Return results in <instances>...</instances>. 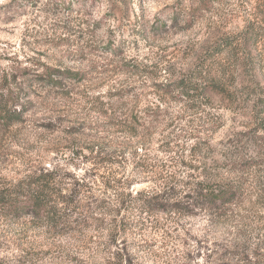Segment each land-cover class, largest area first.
I'll list each match as a JSON object with an SVG mask.
<instances>
[{
  "label": "rangeland",
  "instance_id": "374dc122",
  "mask_svg": "<svg viewBox=\"0 0 264 264\" xmlns=\"http://www.w3.org/2000/svg\"><path fill=\"white\" fill-rule=\"evenodd\" d=\"M193 1L0 0V98L11 114L0 121V188L45 168L82 204L97 201L85 227L59 228V237L29 217H0V264H18L22 245L31 263L105 264L103 248L88 250L86 239L107 242L114 225L123 231L118 264H264V113L255 105L264 76L237 77L230 99L210 92L205 113L164 94L216 39L237 37L257 2L216 0L213 15L186 30L173 15ZM79 20L81 38L61 35L60 23ZM131 117L144 125L138 138L117 127ZM123 142L126 157L109 156ZM172 175L165 194L187 191L181 179L202 181L226 186L233 202L212 216L192 207L186 216L125 212L129 194L160 195ZM129 221L138 228L126 232Z\"/></svg>",
  "mask_w": 264,
  "mask_h": 264
},
{
  "label": "trees",
  "instance_id": "16d2710c",
  "mask_svg": "<svg viewBox=\"0 0 264 264\" xmlns=\"http://www.w3.org/2000/svg\"><path fill=\"white\" fill-rule=\"evenodd\" d=\"M214 1L216 0H194L188 6L183 5L181 9L175 12L173 19L177 24L183 23L186 30L193 29L203 23L210 15H213ZM256 2L258 12L254 15L250 14V17L246 19L245 29L237 37L216 39L199 58V64L191 71L190 78L175 82L176 88L169 93L165 92V95L176 96L174 100L184 104L183 106L187 111L205 113L204 109H206L210 92H215L219 96L230 99V96H232L230 88L236 85L237 77L250 75L251 79H257L259 75L264 76V0H256ZM60 24L59 29L62 31V36H75L77 39L81 38L79 36H82L85 32L83 20ZM77 34L80 35L76 36ZM8 103L0 98V121L11 119ZM255 105L259 113H264V97H258ZM203 107L205 108L203 109ZM133 119L131 117L129 123L125 121L117 125L121 129L119 132L129 139L138 138L140 134L134 131L140 127L144 128L143 124L133 126ZM200 120L204 122L208 120L209 122L208 117ZM142 135L148 136L144 131ZM92 144L93 147L90 151L94 152L97 146H94V143ZM122 144L119 155L109 156L125 158V154L129 151V143L123 142ZM131 156L135 157V155ZM96 157L98 158V155ZM101 163L112 164L115 161L112 159L102 160ZM56 178L57 174L44 168L29 173L12 188H0V217L10 219V222L14 223L19 222L22 218L29 217L34 228L49 230L54 237L67 234L61 231L56 232L57 229L71 227L72 225L76 227L69 234L78 233L76 231L77 227H85V222L91 219L84 213H90V206L97 201H94L93 197H89L94 202L82 204L80 200L74 198L76 197V187L70 189V192H66L67 190L60 186ZM170 178L171 181L164 183L160 195L150 192H140L136 196L129 194L128 197L132 198L130 200L135 205L125 208V212H131L132 215L134 213H139L138 215L146 213L149 216L159 213L166 215L184 213L186 216L190 213L185 211L192 207L193 209L207 210L209 215L212 216L217 210L227 209V206L233 202L231 198L234 193L226 189V186L218 188L202 181L190 184L181 179L182 181H179L176 186L186 187L185 190L187 191L165 194L166 188L175 181L174 175ZM79 188L84 191L86 186L79 185ZM117 196V204L123 206L125 194L119 193ZM101 205H111V201L104 200ZM114 216L117 217L115 214ZM125 226L127 227L126 232H128L138 228L139 223L138 221H129L125 223ZM122 232L118 225H114L112 232L108 235L107 242L94 240L93 237L86 239L88 250L94 251L102 247L105 264H118L120 261L119 252H124L123 248L118 249L120 248L119 245L123 244ZM75 237L77 236L74 235L71 238L72 242H82ZM120 240L122 241L119 244ZM115 248L116 250H114ZM17 249L22 252L17 260L18 264H36L31 263L32 259L29 258L26 248L23 249V245L17 246ZM26 259L28 261H24Z\"/></svg>",
  "mask_w": 264,
  "mask_h": 264
}]
</instances>
